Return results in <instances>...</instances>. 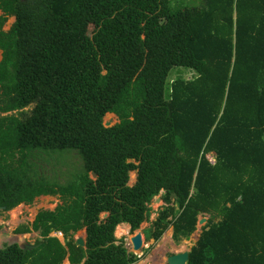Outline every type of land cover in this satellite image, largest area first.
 <instances>
[{
    "label": "trees",
    "instance_id": "1",
    "mask_svg": "<svg viewBox=\"0 0 264 264\" xmlns=\"http://www.w3.org/2000/svg\"><path fill=\"white\" fill-rule=\"evenodd\" d=\"M0 54V208L62 200L15 232L37 249L0 264H136L116 229L138 231L161 193L146 243L208 217L186 264H264V0H0ZM177 66L198 76L167 82Z\"/></svg>",
    "mask_w": 264,
    "mask_h": 264
},
{
    "label": "rangeland",
    "instance_id": "2",
    "mask_svg": "<svg viewBox=\"0 0 264 264\" xmlns=\"http://www.w3.org/2000/svg\"><path fill=\"white\" fill-rule=\"evenodd\" d=\"M172 6L174 8L176 7H182V6H187V5H200L202 3V0H171ZM14 22V18H10L9 21L7 22V25L4 28V31H9L11 28L12 24ZM0 59H2V54H0ZM198 76L197 71L194 69L188 68V67H173L172 70L169 73V77L167 82L171 81L172 79L175 78H184V79H191ZM113 120V121H112ZM118 118L115 115H107L104 118V124H109L110 127L115 126L118 124ZM211 161L215 163V158L211 157ZM50 164V168H51ZM80 162L79 159L76 157L74 153H69L66 154L64 157H62L61 162L58 166H54L53 168L58 170V173L60 176L58 177V180L61 183H65L67 180H69L71 177L72 172H77L80 171ZM136 173H132L130 175V183L129 185H133L135 183V176ZM162 193L158 196L161 197ZM157 198V197H156ZM155 198V199H156ZM155 199L152 201L150 207L153 210V213L151 214L149 220L145 223L142 224L141 228L138 231L143 232L145 229L149 228L152 222L154 221L156 217V211L163 206V203H155ZM62 200L59 199V197H40L35 200V202L32 205H26V206H19L15 210L9 212V213H2V218H0V247L5 246V245H13L15 243H18L20 237L14 233V229L18 225H31L33 223L34 218L37 214L42 209L45 210H54L55 207L59 204H61ZM18 221L16 224L14 221ZM18 218V219H17ZM205 217H202L204 219ZM208 218V217H206ZM11 220L10 225L8 224L9 221ZM11 226V227H10ZM205 226H198V231L192 235L188 240H183L179 245H174L171 238H170V229L163 234L162 238L155 243L154 240H150L149 242L145 243L144 247L141 249V251L137 252V255L139 257H142V260L140 263H147V264H166V257L174 254V253H180L184 251H188L190 247L194 246L197 243L199 235L202 233V228ZM8 228V231L6 229ZM138 231H135L134 233H129L123 236H117V238L125 237V240L127 242V245L130 244L131 237L135 235ZM9 232V233H8ZM117 232V230H116ZM83 236V232L79 233L76 236L77 238H80ZM167 236L166 239L163 240V238ZM51 237H57L60 239L61 242H63V237L60 238L58 234H53ZM23 239V238H22ZM27 241L29 240L31 244L35 242V240H39L36 235H29L26 236L25 238ZM186 243L185 249L180 250L179 248L182 247V245ZM152 246V249L146 252V249ZM164 246V247H163ZM129 249L132 250V246H129ZM136 254V253H135Z\"/></svg>",
    "mask_w": 264,
    "mask_h": 264
},
{
    "label": "water",
    "instance_id": "3",
    "mask_svg": "<svg viewBox=\"0 0 264 264\" xmlns=\"http://www.w3.org/2000/svg\"><path fill=\"white\" fill-rule=\"evenodd\" d=\"M104 127L107 129L111 128L109 124H104ZM91 177L94 179L95 175L92 173ZM135 183H136V181H135ZM135 183L131 186L129 185V187H133L135 185ZM160 202H161L160 197H157L155 199V203H160ZM0 210H5V208L2 207V208H0ZM107 217H108L107 213L103 214L104 219ZM208 221H209L208 218H204V219L200 220L199 225L200 226H206L208 224ZM200 237H201V235H199L197 242L199 241ZM76 242L79 246H82V247H84L85 243H86L85 238H82V237L78 238L76 240ZM18 244L20 245L21 249L25 253L31 252V251L37 249V247L30 245L28 242H26L24 240L18 242ZM144 245L145 244H144L143 234L141 231H138L135 235H133L131 237L130 244H128V246H132L131 251L133 253H136V254H137V252L141 251V249L144 247ZM188 252H189V250L184 251V252H180V253H174V254L167 256L166 257V264H186L187 259H188Z\"/></svg>",
    "mask_w": 264,
    "mask_h": 264
},
{
    "label": "crops",
    "instance_id": "4",
    "mask_svg": "<svg viewBox=\"0 0 264 264\" xmlns=\"http://www.w3.org/2000/svg\"><path fill=\"white\" fill-rule=\"evenodd\" d=\"M110 115V114H109ZM137 176V175H136ZM136 181V180H135ZM42 197H44V196H42ZM46 197H49V196H46ZM40 198V197H39ZM20 206H26V205H24V204H22V205H20ZM19 207V206H18ZM17 208V207H16ZM15 208V209H16ZM14 209V210H15ZM13 211V210H12ZM9 212H11V211H9ZM9 212H5L4 210H0V216H2V213H4V214H6V213H9ZM38 213V212H37ZM36 216H37V214H36ZM36 216H35V218H36ZM0 218H2V217H0ZM14 218V217H13ZM35 218H34V220H35ZM18 219V218H17ZM14 221H15V223L17 224L18 223V221L17 220H15V218H14ZM34 222V221H33ZM11 223V220L9 221V223L8 224H10ZM12 223H13V221H12ZM11 223V224H12ZM10 224V225H11ZM33 223H31V225H32ZM31 225H30V228H31ZM21 226H23V225H18L15 229H14V233L18 230V228L19 227H21ZM25 226H29V225H25ZM121 226H125V227H121L123 230H126L127 229V231H126V233H124L123 235H126V234H128L129 233V231H130V226L128 225V224H125V225H121ZM11 227V226H10ZM4 229H6V228H4ZM118 229V228H117ZM116 229V230H117ZM170 229V238H171V235H172V229L171 228H169ZM6 231H8V228L6 229ZM83 232V236H82V238H86V232L85 231H82ZM9 233V232H8ZM81 233V232H80ZM131 233V232H130ZM142 234H143V239H144V244L146 243L145 242V234H144V232H142ZM29 235H36L38 238H40L39 237V234H36V233H34V232H32L31 234H28V235H18L19 237H20V239H19V241L18 242H20V241H22V240H24V241H26V242H28L30 245H32V246H34L35 245V243L37 242V240H35V242L33 243V244H31L30 243V241L28 240H26L25 238H26V236H29ZM53 235V234H52ZM62 235V234H61ZM78 235V234H77ZM76 235V236H77ZM122 235V236H123ZM115 236H116V232H115ZM62 237H63V235H62ZM23 238V239H22ZM57 238V237H56ZM117 238V237H116ZM121 238H124L125 239V237H121ZM120 238V239H121ZM59 239V238H58ZM78 239V238H77ZM76 239V237H75V240H77ZM117 239H119V238H117ZM59 241H60V239H59ZM126 241V240H125ZM61 242V241H60ZM62 244H64V238H63V242H61ZM127 243V242H126ZM15 244H18V243H15ZM14 245V244H13ZM5 246H10V245H5ZM5 246H2V247H0V250H3L4 248H5ZM128 246V245H127ZM164 247V246H163ZM128 248H129V246H128ZM130 250V249H129ZM62 264H70V261H69V259L67 258V259H65L64 261H63V263ZM136 264H147V263H145V262H143V263H140V261L138 262V263H136Z\"/></svg>",
    "mask_w": 264,
    "mask_h": 264
},
{
    "label": "bare ground",
    "instance_id": "5",
    "mask_svg": "<svg viewBox=\"0 0 264 264\" xmlns=\"http://www.w3.org/2000/svg\"><path fill=\"white\" fill-rule=\"evenodd\" d=\"M113 115V114H112ZM60 238H61V236H60ZM180 250H184L185 249V246H182V247H180L179 248Z\"/></svg>",
    "mask_w": 264,
    "mask_h": 264
}]
</instances>
